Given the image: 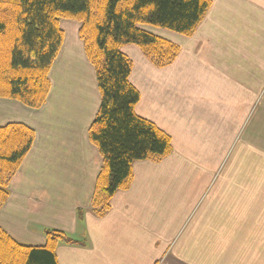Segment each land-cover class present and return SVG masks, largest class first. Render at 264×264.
<instances>
[{
	"label": "crops",
	"instance_id": "0c3cea01",
	"mask_svg": "<svg viewBox=\"0 0 264 264\" xmlns=\"http://www.w3.org/2000/svg\"><path fill=\"white\" fill-rule=\"evenodd\" d=\"M209 9L190 36L146 26L180 46L170 65L123 45L141 94L136 113L169 134L174 152L134 162L129 189L103 217L91 208L103 162L89 137L97 76L78 21H60L43 106L0 97V126L35 132L0 209L12 238L44 245L49 227L85 237L58 245L60 264H264V0Z\"/></svg>",
	"mask_w": 264,
	"mask_h": 264
},
{
	"label": "trees",
	"instance_id": "16d2710c",
	"mask_svg": "<svg viewBox=\"0 0 264 264\" xmlns=\"http://www.w3.org/2000/svg\"><path fill=\"white\" fill-rule=\"evenodd\" d=\"M211 5L212 0H0V97L31 108L43 106L51 90L50 71L65 39L60 21L80 24L101 95L89 128L103 157L91 200L98 216L108 213L117 191L129 189L134 162L161 161L174 152L169 134L136 113L141 94L130 81L133 61L123 45H137L157 67L170 65L180 46L146 26L190 36ZM34 138L23 123L0 126V209ZM45 237L44 245H24L0 227V264H60L59 244L87 242L61 228H47Z\"/></svg>",
	"mask_w": 264,
	"mask_h": 264
},
{
	"label": "rangeland",
	"instance_id": "374dc122",
	"mask_svg": "<svg viewBox=\"0 0 264 264\" xmlns=\"http://www.w3.org/2000/svg\"><path fill=\"white\" fill-rule=\"evenodd\" d=\"M76 237V236H75ZM78 238V237H77Z\"/></svg>",
	"mask_w": 264,
	"mask_h": 264
}]
</instances>
